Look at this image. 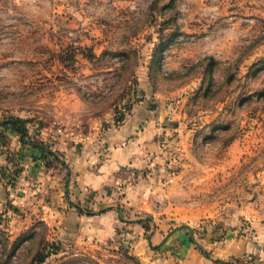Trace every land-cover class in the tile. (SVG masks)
<instances>
[{
    "label": "rangeland",
    "instance_id": "rangeland-1",
    "mask_svg": "<svg viewBox=\"0 0 264 264\" xmlns=\"http://www.w3.org/2000/svg\"><path fill=\"white\" fill-rule=\"evenodd\" d=\"M138 104L160 150L118 186L145 200L118 193L144 237L64 246L3 211L0 264H185V243L228 264L225 238L264 234V0H0V121H25L48 164L106 157Z\"/></svg>",
    "mask_w": 264,
    "mask_h": 264
},
{
    "label": "crops",
    "instance_id": "crops-1",
    "mask_svg": "<svg viewBox=\"0 0 264 264\" xmlns=\"http://www.w3.org/2000/svg\"><path fill=\"white\" fill-rule=\"evenodd\" d=\"M142 108L136 105L127 122L109 133L106 157L97 159L88 152V146L81 147L78 153L71 148L68 152L73 156L65 170L55 163L48 164L49 157L27 137L22 141L19 133L8 131L6 142H0V171L11 166L13 156L20 172L13 185L7 184L0 172V212L4 211L9 223L18 228L46 225L48 239L64 246L103 247L125 234L143 238V226H125L119 208L125 199L118 193L121 188L136 200H145L146 195L136 193V187L118 186L132 181L149 165L153 153L160 150L156 142L158 120ZM140 208L146 210L142 204ZM220 250L222 256H228V264L232 258L264 264V234L257 231V235L245 240L227 237ZM179 254L190 258L185 264H201L200 254L191 244L185 243Z\"/></svg>",
    "mask_w": 264,
    "mask_h": 264
},
{
    "label": "trees",
    "instance_id": "trees-1",
    "mask_svg": "<svg viewBox=\"0 0 264 264\" xmlns=\"http://www.w3.org/2000/svg\"><path fill=\"white\" fill-rule=\"evenodd\" d=\"M18 122L20 124V129H15V124ZM8 131L17 132L21 136V140L24 141L27 137V123L23 120H15V121H0V142L5 143L6 141V133ZM32 144V143H31ZM35 146H39L37 143H33ZM53 154V153H52ZM10 164L11 166L3 168L1 172V176L5 178L7 184L13 185L14 182H16L19 178V163L17 162V158H14L13 156L10 158Z\"/></svg>",
    "mask_w": 264,
    "mask_h": 264
},
{
    "label": "water",
    "instance_id": "water-1",
    "mask_svg": "<svg viewBox=\"0 0 264 264\" xmlns=\"http://www.w3.org/2000/svg\"><path fill=\"white\" fill-rule=\"evenodd\" d=\"M190 231H191V234H192V229H190ZM192 241L197 245V246H199L200 247V244L192 237ZM204 253H205V251H204Z\"/></svg>",
    "mask_w": 264,
    "mask_h": 264
}]
</instances>
